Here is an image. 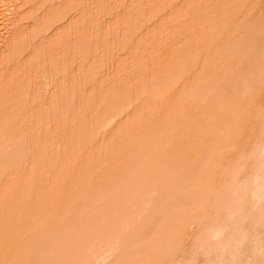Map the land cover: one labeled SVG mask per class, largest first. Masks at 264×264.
<instances>
[{
  "label": "rangeland",
  "instance_id": "rangeland-1",
  "mask_svg": "<svg viewBox=\"0 0 264 264\" xmlns=\"http://www.w3.org/2000/svg\"><path fill=\"white\" fill-rule=\"evenodd\" d=\"M7 1L8 4L10 1V5L12 4L9 5V9L12 7L15 15L18 12V20L22 21L19 27L22 33L18 35L19 39H10V43L1 53L3 57L1 56L0 59V139H4L5 142L0 144V157L1 155L8 157L7 154L10 155L17 150L23 153V161L14 168L12 173H0V232L9 238L0 243V263L5 259L6 264H72L71 256L63 259L59 251L53 255L49 251L48 245L54 241L48 238V228L51 226L48 222L41 224L40 229L37 228L39 231L32 242L27 238L29 236L18 240L20 228L26 221L33 218L30 212L36 201L44 206L45 213L51 214L63 204L65 200L63 196L72 194V190L63 195L56 188L53 191L49 189V184L61 178L63 174L61 171L64 166L51 167L55 161L65 165L73 177L81 169L83 171L90 169L101 158H105L104 161L107 163L104 167L106 172L113 170L116 165V175L120 178L116 176L114 182L111 178L112 187L120 183L122 186H132L138 198H135L134 202H125L127 199L125 196L129 191L124 194L114 192L111 194V199L109 198L110 201L107 200L96 207L95 213L98 212L100 217L97 213L93 215L101 221L105 219L108 222V230L112 228L116 230L115 232L121 230V224H124L130 214L132 216V212H134L133 216H136L133 211L134 205L137 206V211L141 206L138 203L141 192H144L143 187H139L140 184H138V182L141 183L139 181L141 172L138 169L139 165L132 160L130 149L142 136H146V139L139 147L141 152L148 153L155 149V151L170 153L167 162L168 181L165 185L164 196L169 197L171 201L165 208L157 206L150 210L142 220H138L136 232H131L137 233L138 237L142 236L141 233L147 225H152V230L147 233L144 242H130L121 253L114 254L106 264L142 263L145 255L150 254L154 257L160 252L161 247L168 246L170 239L165 238L166 228L175 226L184 213L193 210L195 214H198V218L205 215L206 222L215 219L216 217L212 214L214 209L207 210V206L200 208L204 202L208 205V200L203 197L192 199L191 204L186 207H177L182 202V196L186 190H197L196 186L200 176L196 164L204 162L207 166H213L221 162L230 163L237 150H225L216 144L226 145L231 141L238 143L247 141L246 145L249 148L253 147V150L260 142L259 133L250 134V129H237L224 141H220L218 135L211 133L214 129L209 130L210 123L204 118L197 117L196 109L188 110L186 105L183 106L185 103H182L183 105L178 103L180 100L188 99L201 87L202 74L189 77L188 73L186 78L182 77L183 81L177 84L174 92L166 94L170 97L162 98L157 94L154 96L151 92L155 91L160 82L162 83L164 77L169 76L167 79H173V76L172 78L170 76L175 70L170 66L172 56L168 51L173 45L179 49H189L192 60L198 57L199 52L204 50L205 55L207 51V55L203 56V65L206 66L204 74L210 73L216 79L227 66L224 58L217 57L232 50L236 44L234 37L245 29L244 26H249L250 19L241 14L239 10L234 11L231 5H220L219 1L223 0H184V4L187 3L188 7L192 6L190 8L192 15L189 12L190 16L189 14L186 16L191 20L185 17L189 24L184 25L185 29L182 24L186 20L181 18L185 16L184 12L178 14L176 12L175 15L173 11L170 14L160 10L161 5L171 3V0ZM238 1L234 0L233 4ZM261 2L264 3V0H253V7H257ZM159 4L160 6H157ZM193 7L201 13L204 11L205 15L201 21L199 18L202 16L196 18V15H193V12L199 13ZM216 11L225 14L223 20L226 24L228 23L227 28L220 35L216 32L219 21L215 18ZM156 12H159L158 16L153 15ZM145 13L151 15L147 16ZM145 16L146 18L151 17L150 23L142 24ZM195 18L197 21L199 19V22H196ZM11 20L13 18H10ZM140 22L143 27H139ZM180 25L183 26L181 27L183 30H180L174 38L173 28L176 29ZM262 26L261 23L256 24V27ZM139 29L143 30L142 34ZM210 48V53H212L209 55L208 49ZM5 62L7 64L3 65ZM243 62L246 63L247 59ZM64 70L67 71L66 74ZM160 70L162 71L159 72ZM229 71L231 76L226 81L228 91L218 103L231 111L238 112L236 117L239 118V125L243 126L249 118L253 117V120L259 118L255 109L264 98V88H262L264 78H255L250 85V90H247L245 94L233 96L230 93L231 84H237L246 73L243 71L232 75L231 69ZM38 78L42 81H38ZM136 88L139 89V93L143 94L138 110V120L132 122L130 117H123L120 121H124L123 129L126 131L124 130V133L120 134L118 140L113 143L107 142L105 131L94 135L90 128L92 121L105 122L116 115L119 111L118 102H128L130 93ZM98 98L102 99L103 107L100 104L94 105L96 103L94 101ZM108 102L113 103L109 105ZM217 109L219 108L205 107L206 112ZM186 114L190 115V123L189 121L188 123H176L167 135H163L164 125H159L160 119L168 117L169 120L173 118L181 121ZM100 118L104 121H100ZM224 119L228 121L232 119V116L227 115ZM259 124L260 120H257L256 126ZM190 125L194 127L191 129ZM213 125L214 127L220 126V121L214 122ZM120 129L119 132L122 131ZM61 133H68L72 137H69L70 140L80 142L70 147L61 145L57 140ZM128 134H132L133 137L126 138ZM52 136H55L56 141L49 143ZM13 140L19 143V147L10 146ZM252 152L250 151L249 156ZM245 154L248 155L249 152ZM163 158L160 156L156 157V160L153 159V167H157ZM114 161H116L115 165L111 163ZM93 173L86 178L96 177L97 173ZM227 176L231 180V176ZM241 176L239 179H244L247 175ZM97 177L101 181V177ZM182 177L187 180L182 184L181 190L175 193L174 182ZM211 177L217 176L211 175ZM228 179L226 180L229 182ZM98 180L94 183L100 187L98 184L101 183ZM224 182L225 179L220 182V185L227 188L229 184H224ZM132 184L136 185V188ZM155 195L153 196L156 197ZM51 201L53 205L48 206ZM108 206H111L109 212L106 210ZM171 207L173 209L168 211ZM88 210L89 207L82 206L69 215L66 225L72 222L73 229L68 230V233L67 231L61 232L59 234L61 237L58 236L57 239L62 238L63 241V236L64 238L70 236L63 242L70 243L68 239H71L73 243L72 239L75 236L78 237L81 244L79 241H75L74 244L82 246L80 248L85 256L96 252L95 243H100V247L107 243V236L102 233L103 228L100 229L97 226L100 231L102 230L100 232L97 227V229L94 228V225L92 229L102 234L94 235L96 232L93 230L95 233L91 232L92 236L84 233L88 239L84 238L83 233L80 232L82 229L78 224L82 222L81 219L88 218ZM90 216L91 221H94L95 218ZM98 219L97 222L100 221ZM92 223L89 225L91 226ZM63 226L66 227L65 224ZM199 226L193 230L198 229ZM189 233H192V230ZM57 244L55 242L54 245L57 246Z\"/></svg>",
  "mask_w": 264,
  "mask_h": 264
},
{
  "label": "bare ground",
  "instance_id": "bare-ground-1",
  "mask_svg": "<svg viewBox=\"0 0 264 264\" xmlns=\"http://www.w3.org/2000/svg\"><path fill=\"white\" fill-rule=\"evenodd\" d=\"M10 2L8 4L7 0H0V59L3 57L1 53H3L6 46L10 43V39H19L18 35L22 33L21 29H19L22 21L18 20V12L15 15V10L12 9V7L11 9H9ZM184 3V0H171V3L167 2L164 4V6L161 5L160 10L169 12L170 14L173 11V14L175 13V15L176 12L177 14L179 12H184L185 16L181 17L182 19H184L189 14V12L192 15V11H190V8L192 6L188 7V5H186L187 3ZM233 3L234 0L219 1L220 5H231L234 11L236 9L239 10L241 14H244L248 19H250V21L249 26H244L245 29L237 33V35L234 37V42L236 44L233 46L232 50L217 57L224 58L227 61V66L222 70L220 75L215 79L210 73L204 74V69L206 66L203 65V56L207 55V51H205V55L204 50L199 52L198 57H195L194 60H192L189 49H179L176 45H173L168 50L170 51L169 53L172 56V59L170 60V66H172V68L175 70V72L173 73L174 75L172 74L170 76V78H172L173 76V79H167L169 76L164 77L165 80H162L163 84L160 82L155 91L153 90V92L151 93L154 96L157 94L162 98L164 96V98L170 97L166 94L174 92V88L176 89V86H178L181 81H183L181 79L182 77L186 78L189 74V77H195L202 74L203 78L201 87L197 91L192 93L188 99L180 100L178 103H185L184 105H182H186L185 107L188 110L196 109L198 111L197 117L204 118V120H207V122L210 123L208 126L209 130L214 129V131H211V133L214 132L216 135H218L220 141H224L227 137L230 136L233 131L237 129H250V134L259 133L260 142L256 147H254L255 150H252L253 147L250 146L249 148V146L246 145L247 141H243L241 143H238L237 141H231L226 145H221L222 143L216 144L217 146H220L225 150L236 149L237 152L233 156L234 159L230 163L221 162L220 164H216L213 166H207L204 162L197 163L196 167L200 176V180L196 186L197 190H186L183 193L182 202H180L177 206L178 208L186 207L191 204L192 199L203 197L208 200V205H206L204 202L200 205V208H203L202 206H207V210L214 209V212H212V214L216 218L212 219L210 222H206L205 219L207 218L205 215L202 218H198V214H195L193 210L188 213H184L175 226L166 228L165 238L168 237L170 239L167 247H161L159 250L160 252L154 257H151L150 254L145 255L144 261L142 263L126 262L125 264H264V98L255 109L256 114L259 116V118L253 120V117H251L245 124H243V126L239 125V118L236 117V114L238 112L234 110L231 111V109L227 108L226 106H222L221 103H218L228 91L226 81L231 76L229 69H231L232 75L243 71H245L246 73L242 80L238 81L237 84H231L230 93L233 96L245 94L247 90H250V85L255 80V78H264V3H259L257 7H253V0H239L238 2H236V4ZM157 6H160V4ZM157 6H155V8ZM6 7L8 8L5 10L2 9ZM201 9L205 10L203 8ZM2 10L4 11L1 12ZM197 11L199 12L198 9ZM203 12L204 11H202L201 13L200 11V15L199 13L193 12V15H196V18L202 16L199 18L201 21L203 16L205 15V13ZM158 13L159 12H156L153 15L158 16ZM12 14L14 15L12 16ZM149 15L151 14L148 13L147 16ZM224 16L225 14H222V12L219 13L218 11H216L215 13V18L219 20L218 26H216V32L218 35L223 33L225 28H227L228 26V23L226 24L223 20ZM10 18H13V20L10 21ZM186 18L189 21L191 20L189 19L190 17ZM145 19L142 24H144V22L145 24H148V22L151 20V17L146 18L145 16ZM199 19L198 21L197 19L195 21L199 22ZM187 20L185 23L183 22V26L188 24ZM258 23L263 24V26L256 27V24ZM182 25H180V27H177L178 29L176 27V29L173 28L174 31L172 30V35L174 38L180 32V30H183L181 29V27L183 28ZM188 25L186 27H188ZM139 27H143V25H141V22ZM142 31L140 30L141 33L138 31V34H142ZM210 51L211 48L208 49L209 55L212 53H210ZM244 59H247L246 63L243 62ZM6 64L7 62H5L3 65ZM161 71L162 70H160L159 72ZM66 72L67 71L64 70V74H66ZM38 81H42V79L38 78ZM38 81L37 84L39 83ZM262 88H264V82ZM120 97L122 96H119V98ZM142 97L143 94L139 93L138 88L134 89V91L132 90L129 95L128 102H118L119 105L117 106V108L119 107V111L117 110L118 113H116L115 111L116 115H114L113 117H111L113 114L110 115L111 118L105 122L92 121V123L90 124V128L93 131L92 133L94 135H99L100 133L105 131L107 134L106 139L108 143L117 141L121 136L120 134H123L124 130L126 131V129H123L124 121L120 120L123 119V117H130V121L132 122L138 120V110L141 106ZM94 102V105L100 104L103 107L102 99L98 98ZM112 103L113 102H108L109 105ZM206 106H212L219 109H217L216 111L206 112ZM113 107L116 108L115 106ZM205 113H207V115ZM105 115L107 116V114ZM227 115H231L232 119L225 121L224 117ZM190 120L191 118L189 114L184 115L181 121H176L173 118L169 120L168 117H165L159 120V125H164L163 135H167L176 123H188V121L190 123ZM257 120H260V124L258 126H256ZM100 121H104V119L100 118ZM218 121H220V126L214 127L213 123H216ZM193 127L194 125H190L191 129ZM119 129L122 131L119 132ZM115 131L117 132L110 134ZM69 137L72 138L68 133H61L57 137V140L61 145H65L66 147L73 146L74 144L80 142L76 140H70ZM131 137H133V135L128 134L126 138ZM140 139L135 145H132V149H130L129 147L128 148L132 150V160L136 161V163L139 165L138 169H140L139 172L141 173L140 175H138L139 181H141V183L138 182V184H140L139 187H143L144 192H141V197L138 195L140 197V200L138 199V203L141 204V206L139 207L140 209L138 208L139 210L137 211V206H132L134 208L133 211H135L136 216H133L134 212L132 211V216H130L131 214L129 215V213L127 212L129 216L127 215L128 217L125 221L123 220L124 224H121V230L117 232H115L116 230H114L113 228L108 230V222L103 218L102 221L99 218L100 221L97 222L96 220L98 219V217H100L98 212H96L98 216H96L97 219L93 215L96 214V207L103 202L105 203L107 200H109V198L111 199V194L114 192L124 194L125 192L127 193V191H129L127 193L128 196H125V199L127 198L128 200L124 199L125 202H134L135 198H138L135 196L136 192L135 189L132 188V186L127 185L128 187H126L124 185L122 186V184L120 183L119 185H116V187H112L111 178H113L114 182V178L117 176L115 165L116 161H114L115 163L111 162L115 165V168L110 172L105 171L104 167H106L107 163L104 161L105 158H101L99 159L97 164H93L90 169L88 168L89 171L87 169V171H83L81 169L79 172H76L78 174L74 177L70 174V171L67 170L65 165H62L59 161H55L52 163L51 167L58 165H61L62 167L64 166L61 171L63 172V174L61 178L58 177L59 179H57L60 181L55 180L54 182H51L49 184V189L53 191L56 188L63 195H66L69 190H72V194L66 197L63 196L65 199L63 204L55 210V213L51 214L45 213L43 210L44 206H41L40 203L36 201L33 204V208L30 212L33 218L29 221H26L22 228H20L21 232L19 231L18 240H23V238L29 236L27 238H29V241L32 242L33 240H35L36 233H38L39 231L37 228L40 229L41 224H43L44 222H48L49 225H51L48 228V238L54 241L49 245L47 243V245L49 246V251L52 255L56 253V251H59L60 257L63 259L71 256L72 264H106L114 254L121 253L122 249L130 242H144L147 233L152 230V225L150 226L149 224L143 229V232L141 233L142 236L138 237L137 233H135V235L131 232H136V225L138 224V220H142L144 216L148 214V212H150V210L154 209L157 206H163L165 208L171 201L169 197L167 198L166 196H164L166 187L165 185L168 181L167 162L170 153L163 152L161 150L155 151V149L150 150L148 153L141 152L139 147L141 146L143 140L146 139V136H142V138ZM54 141H56V138L55 136H52L49 143H54ZM4 142V139H0V144ZM10 146L12 148H16L19 147V143L13 140L10 143ZM247 148L248 150H246ZM250 151H253L251 156H249ZM248 152L249 154L246 155L245 153ZM7 155L8 157L4 155H1L0 157V173H12L14 168L18 167L23 161V153H20L17 150L14 153H10V155ZM154 156L164 157V160L162 159L163 161L161 160V163L157 167H153L152 165V162L156 160V157ZM90 171L96 172L97 176L101 177V181H99L98 177L96 176L97 180L101 183L98 184L100 187H98L94 183L97 181L95 179L96 177L86 178L87 176H89V174L91 175L93 173H90ZM243 174L247 176L244 179H239V177H242L241 175ZM211 175H216L217 177L214 178L211 177ZM227 175L231 176V180ZM226 176L229 179L226 178ZM224 179V184H229L227 185V188L226 186L220 185V182L224 181ZM226 179L230 180L231 182L229 181V183ZM185 180H187V178L183 177L181 179L177 178L175 180L173 186L175 193L181 190L182 184H184ZM118 181L120 182V180ZM133 181H135L134 178ZM133 186L136 188V185ZM153 192L154 194H152ZM153 195H155L156 197H154ZM48 204V206H52L53 201ZM82 206L89 207V210L87 212L93 216V219L95 218L94 221H91V216L89 214L88 218L86 219L83 218L84 216L82 215L83 219L80 218L82 222H80L81 224L79 223L78 226L80 225L79 227L82 229L80 230V232L83 233V236L85 235L84 233L88 234L87 236H92V233H95L98 227L100 229L103 228L104 232L102 233H105V236H107V243H105L104 246L101 245L100 247V243H95L94 246L97 245V249L95 248L96 252L90 256H85V253L82 252L80 248L81 245L78 244L79 246H76L74 244L75 241H79L81 244V240H79V238L76 236L72 239L73 243L71 239H68L70 243L63 242L65 238H69L70 236H67L65 238L63 236V241L62 238H60L61 241L60 239L57 240L59 237H61L59 236L61 232L67 231L68 233V230L71 231V229H73L72 227L74 225H72V222H70V225L68 224L69 227L66 225V219L69 215L75 213L76 210H78ZM107 208L108 209L106 210L109 212L111 206H108ZM172 209L173 208L171 207L168 209V211H171ZM123 215L121 216L123 217ZM63 220L64 222L62 223ZM90 221L91 223L94 222L91 226L89 225L91 224ZM63 224H65L66 227H64ZM94 225V228L98 226L95 230L92 229ZM114 226L116 227L115 224ZM196 226H199V228L193 230V228H195ZM99 228L97 229L98 231H100ZM92 230L95 232H93ZM191 230L192 233H189V231ZM98 231L94 235H97ZM102 233H98V235H101ZM112 233L114 234V236ZM87 236H84V238H87ZM6 240H9V238L4 235V233L0 232V243ZM55 242L56 244H60L61 242H63V244H60V246H58L57 244L56 246L54 245ZM91 243H93V241ZM91 243L90 246L92 245ZM62 246L64 247L62 248ZM20 247L21 245L17 248L19 249ZM124 257H122V259L125 260ZM0 264H6V260L3 259Z\"/></svg>",
  "mask_w": 264,
  "mask_h": 264
}]
</instances>
